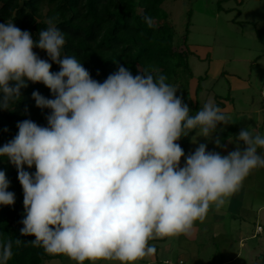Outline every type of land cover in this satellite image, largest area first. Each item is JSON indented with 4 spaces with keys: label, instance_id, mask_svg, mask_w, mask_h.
Here are the masks:
<instances>
[{
    "label": "clouds",
    "instance_id": "obj_1",
    "mask_svg": "<svg viewBox=\"0 0 264 264\" xmlns=\"http://www.w3.org/2000/svg\"><path fill=\"white\" fill-rule=\"evenodd\" d=\"M143 21L155 26L151 15ZM38 35L34 41L14 23H0V110L21 99L28 81L42 83L54 97L33 91L36 107L51 110L47 126L18 122L17 135L0 146L23 189L20 234L33 236L34 247L76 264H137L155 256L150 241L190 236L211 207H223L253 170L264 168L258 151L264 135L247 128L226 154L206 143L185 154L178 141L193 130L226 150L218 126L229 125V117L213 99L193 115L166 75L148 69L133 75L123 65L101 83L64 53L56 19ZM34 48L60 70L52 72ZM9 186L0 170V205L15 203ZM21 242H0V264H8L13 244Z\"/></svg>",
    "mask_w": 264,
    "mask_h": 264
},
{
    "label": "rangeland",
    "instance_id": "obj_2",
    "mask_svg": "<svg viewBox=\"0 0 264 264\" xmlns=\"http://www.w3.org/2000/svg\"><path fill=\"white\" fill-rule=\"evenodd\" d=\"M165 6L175 26V45L184 46L186 35L192 51L189 56L195 76L189 90L192 105L197 103L200 109L211 98L229 117V125L218 126L223 128L219 136L226 150L198 137V130H195L187 154L194 152L200 143H206L209 151L226 154L240 143L236 136L242 128L264 135L261 105L264 0H169ZM198 81L202 87L196 94ZM149 243L156 247L155 256L137 264H262L264 168L253 170L223 207H211L205 220L196 223L190 236ZM43 264L76 262L59 256ZM97 264L118 262L99 261Z\"/></svg>",
    "mask_w": 264,
    "mask_h": 264
},
{
    "label": "trees",
    "instance_id": "obj_3",
    "mask_svg": "<svg viewBox=\"0 0 264 264\" xmlns=\"http://www.w3.org/2000/svg\"><path fill=\"white\" fill-rule=\"evenodd\" d=\"M169 0H0V23L11 22L21 30L29 31L33 40L38 41L39 32L47 28L49 19H56L57 26L65 34L64 53L74 56L90 72L91 77L103 82L115 73L120 65L131 70L133 75L148 69L167 76V82L177 87V95L195 114L199 107L192 105L189 90L194 72L189 64L192 51L186 35L184 46L175 45V26L166 8ZM151 15L154 27L149 28L143 21ZM191 22L187 23L189 29ZM44 60L49 59L46 51L33 49ZM59 65L52 63V72H58ZM21 89V99L9 110H0V146L12 140L18 133L17 123L32 120L38 125L47 126L49 109L36 107L33 91L52 99L51 91L42 83L27 82ZM197 82L195 92L201 90ZM264 84L261 88V105L264 110ZM2 95V94H0ZM195 130L178 143L187 154V146ZM184 160L181 163L183 166ZM0 170L10 181L8 191L15 194L11 206L0 205V242L20 239L19 246L13 244V256L8 264H43L59 257L48 255L30 241L33 236H22L20 221L24 218L23 189L17 178L16 167L0 157ZM25 170L35 172V167ZM264 264V256L261 257Z\"/></svg>",
    "mask_w": 264,
    "mask_h": 264
},
{
    "label": "built area",
    "instance_id": "obj_4",
    "mask_svg": "<svg viewBox=\"0 0 264 264\" xmlns=\"http://www.w3.org/2000/svg\"><path fill=\"white\" fill-rule=\"evenodd\" d=\"M263 96H264V90H263Z\"/></svg>",
    "mask_w": 264,
    "mask_h": 264
}]
</instances>
